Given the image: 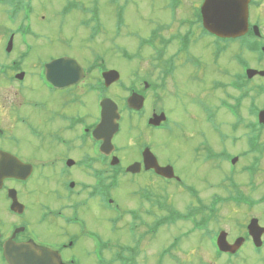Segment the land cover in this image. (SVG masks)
<instances>
[{"label":"flooded vegetation","instance_id":"1","mask_svg":"<svg viewBox=\"0 0 264 264\" xmlns=\"http://www.w3.org/2000/svg\"><path fill=\"white\" fill-rule=\"evenodd\" d=\"M35 1H0L2 22H4L0 29L4 28L2 33L3 44H5V47L0 48V53L5 51V60H0V264H10L6 255L8 248L16 250L14 252L15 262L18 260L19 264H25L23 261L27 257L25 255L21 256V252L25 253V251L19 250V256L16 254L17 249L26 246H32L36 250L43 249L52 252L51 259L56 264L147 263L143 260L157 261L158 264H163L165 259H169L175 264H188L187 255L192 256L191 259L200 260L209 257L216 261L226 260L227 264H233L236 259L242 258V250L245 247L246 264H264V208L260 210L258 217L252 214L247 221L245 218L244 228L242 226L238 232L232 231L236 236H233L230 231L227 232L228 241L231 244H234L239 238L245 239L238 252L235 255L222 253L217 247V238L224 230L213 231L212 221L204 222L206 217L202 212L203 209L213 211L215 207L213 208L211 205L217 201L219 196L215 193L212 194L210 207L203 206L205 202L202 199V191L198 190V183H188L180 178L176 167L169 162L170 160L164 163L156 156L162 167L171 166L174 169L176 178L172 180L157 176L153 170H146L144 164V151L148 148L154 154L149 139L144 136V133L156 131L169 133L172 126L176 124L175 122H178V120L171 121L169 114L164 109L158 111L156 101L163 98L161 91H167V81L170 78L174 79V72L181 65L190 69V81L197 84L202 81L204 75L201 77L203 73L201 63L190 54V51L192 50L194 55H199L193 51L197 46L192 48V45L197 44V40L204 39L213 50L214 64L218 67L219 61H221L224 66L221 72L222 78L220 81L213 83V88L220 91L219 94L222 97L217 98L216 107L201 103L200 111L203 110L204 116H196L191 104H189L191 109L185 111L192 125L189 130L193 133L190 134L188 142L195 139L194 145L188 146L190 159L199 166V169L193 175L197 178L196 181L205 182L207 185L211 184L210 188L214 189L215 181L213 177L219 169L226 171V167L235 158L246 156L247 160L252 156V161L246 163L239 171L246 172V175H248L247 185L252 184V179L256 176V173L252 174L250 172L251 167H260L262 155L264 154V124H260L258 119L259 113L264 110V0H248L247 32L238 39L221 38L210 34L204 28L201 15V5L204 0L200 7L198 6V11H193L190 14H185L187 10L184 5L187 4V0H149L151 7L154 6L152 14H159L156 9L158 3L164 4L166 12L162 15L168 17V24L156 23L153 18L154 22L149 21L147 23L150 27L147 36L143 37L136 33L139 31L128 30L125 39L134 40L137 50L147 47L150 52L155 53L154 60L158 61L161 66L158 75L161 88L157 92V86L153 84L150 89V84L145 79H139L137 85L136 82H132L129 87L125 86L121 89L129 94L125 99V107L120 109L119 131L112 140L114 145V141L123 132L125 121L128 122V129L134 130L137 128L138 136L135 139V144H138L139 149L134 160L133 158L124 160L120 155L118 156L120 150L116 144L113 153L108 156L103 152V141L97 140V136H94V131L98 128L101 118L100 103L108 97L107 92L117 85L106 87L103 73L108 70L102 61L101 55L93 51L90 52V48H88V52L94 54L93 58L90 60L85 58L84 63L76 60L84 70V75L77 82L64 87L48 82L46 65L55 59H75L73 56L60 55L57 58H51L47 63L25 62L32 50L28 45V39L36 41V45L41 40L38 39L40 34L38 35L36 31H32V21L36 17L33 6ZM103 2V0H89L88 5H86L83 0H69L60 15L67 18L69 12H78L77 27L86 33L85 37L98 41L107 47V35L110 32L106 29L107 23L104 17L99 14L100 10L109 7L114 12L113 34L118 44L124 40L119 39L125 31L124 27L127 24L125 22V11L131 3L122 1L120 4V0H105ZM162 6L160 5V7ZM164 32L171 34V37L168 36V38L167 35H164ZM12 37L13 47L8 49ZM17 41H19L21 47H18L17 44L18 52L12 57ZM175 42L179 43L178 49L175 51L177 54L174 57L171 56L165 59L167 48ZM82 45L85 47L84 44ZM116 47V52H120L121 56H130L127 46L120 44ZM179 55H187L192 66L187 65L186 62V64L179 63V66H177L175 58ZM26 65H29V68ZM234 65H237V73L230 69ZM30 66L32 70L29 72ZM156 70L154 68V71ZM224 75L226 79H223ZM27 78L36 80L39 89L59 97L56 114L51 118L64 122L65 126L62 128L60 125L61 131L55 135L56 144L61 148L67 147L69 141L65 136V132L75 134L78 148L83 154L81 158L83 162L72 157L62 156V151H57L62 153L58 155L56 151L52 154L45 150L42 143L44 131H41L37 118L31 115L32 111H40L43 104L39 100H29L26 94L23 93ZM199 85L202 86L203 83ZM12 91L14 97L10 94ZM90 94L96 98L95 108L97 109L95 117L91 118L92 121L82 115L85 98ZM132 94L143 98V107L139 111L126 109L127 99ZM55 99L57 98L55 97ZM149 102L152 105L150 109H147ZM72 107H78L79 111L74 113L70 110ZM161 114L165 115V122L160 127H153L148 124L153 117ZM219 115H222L223 118L221 130L217 126V122L214 125V120ZM144 117L145 120H142ZM199 118L202 119L198 120ZM203 122H207L209 126L213 127L212 132L218 135L215 143L210 144L204 137L200 127H198ZM141 123L144 125H141ZM224 125L226 130L223 129ZM222 130H225L224 134L221 132ZM238 133H241L246 151H243L240 155H235L232 147L238 141L236 140V134ZM23 136L38 140L39 148L47 153V157L32 161L20 154L19 148ZM255 138L257 139L255 150L259 151L258 154L250 152L251 142ZM115 157L117 161L115 160L116 164L113 165L112 160ZM133 164H139L140 171L137 174L127 173V168ZM203 166L209 169L204 172L202 170ZM47 169H54V174H59L65 178L59 186L62 191V197L60 196L59 200L62 198L63 204L53 206L54 208L45 205L40 209L41 214L32 223H28L29 210L36 209L27 203L24 195L30 194L27 189L37 180H48ZM74 169L82 171L83 173L76 172V174L87 176L88 180L69 179L70 171ZM145 175L157 178L160 180L159 182L164 183L167 187L176 185L179 188V194L187 195L188 203L184 208H181L182 210L169 205L163 208L158 206V209L155 210L156 191L152 184L142 186L143 183L139 182L137 185H132L136 187L138 192L145 194L141 198V211L135 209L127 212L121 211V215L124 218L133 219L134 224L130 227L133 236H137L139 230H142L143 237L147 238V241L150 240V242L147 245L148 247L146 241L141 244L137 241L132 246L119 243L111 245L112 241L107 239V230L104 226L105 216L108 211L120 212V210H107L114 208L111 207L110 203L112 200L111 193L122 186L123 177ZM225 179L231 180V177L226 176ZM133 183L135 184V181ZM140 183L142 184L139 185ZM165 190L160 191L163 195L158 198H162L170 204L169 192ZM22 197L25 198L24 202L21 199ZM144 203L149 205L148 209L144 210ZM262 205L264 207V203ZM85 212L92 215L91 227L87 224L89 218ZM158 213L161 215L158 216ZM114 220L116 225L118 216ZM254 220H257L260 228L263 229L258 241L261 244L259 248L255 246V238L249 231V226ZM178 222L190 225L188 232H183L181 238H175L171 243L165 245L153 243L154 235L158 230L162 227L170 230L171 226L179 225ZM113 231H116V228H113ZM194 234H201L206 238L204 242L210 254L204 251L205 248L202 244L188 249L182 247L183 240ZM172 246L175 251H171ZM147 249L151 250V254L142 256V260L139 259ZM199 249L201 253L205 254L195 255Z\"/></svg>","mask_w":264,"mask_h":264},{"label":"rangeland","instance_id":"2","mask_svg":"<svg viewBox=\"0 0 264 264\" xmlns=\"http://www.w3.org/2000/svg\"><path fill=\"white\" fill-rule=\"evenodd\" d=\"M3 1V0H0ZM69 0H36L35 4H33L36 17L34 21H32V31H36L40 36L38 39H41L39 44L36 45V41L28 39V45L31 47V52L26 59V63H47L51 60V58H57L60 55H68L73 56L75 60H78L80 63H84L85 58L92 59L94 54L88 52V48H90V52H96L102 56V61L105 63L107 70H115L118 71L121 75L120 83L115 85L107 92V96L112 99L119 107L123 106L125 101L124 99L128 96V94L121 90V86L119 84H124L129 87V84L132 82H136L138 84L139 79H145L150 84V89L153 86H157V92L160 91L161 83L158 75L161 67L158 61L154 60V52H150L147 47L141 48V50H137L135 48L134 40H126V32L128 30L139 31V35L145 37L148 35V22L155 20L156 23H167L169 22L168 17L162 15V13L166 12L164 4L158 3L156 5V9L158 13L152 14L151 4L149 0H120V4L122 1H128L131 4L125 11V22L127 23L124 27L122 37L117 44V40L113 34V25H114V12L109 8H102L99 12L100 15L104 17L106 21V29L110 32L107 35V47L98 41H93L90 38H86V33L81 31L77 27V19L78 12L71 11L68 13V17H64L60 15L62 10L67 4ZM89 0H83L86 5H88ZM105 2V0H103ZM203 0H187V4L184 5V8L187 10V13L190 14L193 11H198V6ZM103 2V3H104ZM160 5H163L160 7ZM2 8L0 7V26L2 27L4 22H2ZM154 18V20H153ZM168 24V23H167ZM4 29V28H3ZM0 29V48L5 47L3 44V33ZM84 30V29H83ZM164 35L167 37H171V34L164 32ZM168 37V38H169ZM21 47L19 41L15 42V52L12 53V57L16 55L18 52L16 46ZM84 44L85 47L82 45ZM127 46L128 51L130 53L129 57L121 56L120 52H116L117 45ZM178 42L170 45L167 49V55L165 59L168 57H174L177 53L175 52L178 49ZM197 46V47H196ZM196 47L193 51L196 54L190 51V54L197 58L201 63V68L203 69V73L201 75L202 81L199 83H203V85H199L196 82L190 81V69L184 66H179V63H183L192 66L191 60L188 59L187 55H179L176 56L175 63L177 66V70L174 72V79H169L167 81L168 87L167 91H161L163 98L159 101H156L157 110L164 109L165 112L169 114L171 121H176V124L172 126L169 133L167 132H145L144 136L149 139V142L152 146V150L160 161L169 162L176 167V171L178 176L182 178L185 182L190 183H198V190L202 191V199L205 202L203 206L209 207L210 200L212 198V194H217L220 196V201L216 204L215 210L211 211L209 209H203L202 212L205 217H209L212 219V230L217 231L219 229H223L224 231L230 233L234 236V232H238L246 221L249 219V216L252 214L255 216H259L260 210H263V205L259 203L260 198L264 196V154L262 155V161L260 163V167L252 166L250 172L256 173V176L252 179V184L247 185L248 183V175L245 173L239 172L243 168V166L252 161V156L246 160V156L244 158H239L235 167H231V165L226 167V171L219 169L216 175H214L213 179L215 181L214 189L210 188V185H207L205 182L200 183L197 178L193 175L199 166L193 163L190 159L189 147L195 143V139H190L189 128L192 127L189 116L186 114V110L189 111L191 109L190 105L193 107L194 113L196 116H204L200 109L202 107L201 103L208 104L210 107H216L218 100L217 98H221L222 96L219 94L220 91L215 90L213 88V83L216 81H220L221 72L224 68L221 61H219L218 67L214 64V55L213 50L210 47L209 43H207L204 39L197 40V44L192 45V48ZM116 52V53H115ZM118 54V55H116ZM5 51L0 53V60H5ZM186 62V63H185ZM226 65V64H225ZM29 68V65H26ZM154 68L157 70L154 71ZM230 69L234 70L235 73L238 72L237 65L230 67ZM32 70L30 66L29 72ZM137 74V76H135ZM226 79L225 75L223 79ZM222 79V80H223ZM38 83L34 79L27 78L26 87L24 88V94H26L27 98L31 101L39 100L43 105L40 111H32L31 115L35 116L39 121V127L41 131H44V137L42 143L44 144L45 150L49 153L62 154L65 157H72L75 160H81L83 154L82 151L78 148V142L76 140V136L73 133L65 132V136L69 141V145L67 147H58L56 144L55 135L61 131V127L64 128L65 123L59 120L52 119L51 117L56 114L57 103L59 101V97L56 95H51L46 93L43 89L38 88ZM135 85V86H136ZM143 85V83H142ZM14 97V92L10 93ZM55 97L57 99H55ZM151 99V95L149 96ZM18 99V98H16ZM95 97L90 94L85 98V106L82 107V115L87 119H91L95 117L97 113V109L95 108ZM124 102V103H123ZM152 102V101H151ZM149 102L147 104V109L151 108L152 103ZM74 113H77L78 107H72ZM159 114V112H158ZM147 116V115H146ZM145 116V117H146ZM145 117L142 120H145ZM202 118H199L200 120ZM93 119H91L92 121ZM133 121V120H132ZM143 122V121H139ZM219 127L221 130L223 126V118L222 115L217 116L216 120H214V125ZM124 123V121H123ZM125 125H123V132L118 136L116 141H114V145L116 144L117 148L120 150L118 152V156L120 155L124 160L132 159L137 157V150L139 149L138 144H135V139L138 136V129L134 130L128 129V122L125 121ZM141 125H144L141 123ZM198 127L203 132L204 137L208 140V142L215 143L217 139V134L212 132L213 127L209 126L207 122L201 123ZM184 128V129H183ZM223 129L226 130V126L224 125ZM225 130L221 132L224 134ZM240 137L239 142L236 145H233L232 151L236 155H240L243 151H246L245 142L241 136V133L237 134ZM193 137V136H192ZM264 142V138H263ZM20 154H23L24 157L30 160H37L41 158H46L47 153L39 148V141L34 138H27L23 136L20 144ZM251 147H257V139L255 138L251 142ZM52 148V149H48ZM57 151H62V153H58ZM82 161V160H81ZM83 162V161H82ZM225 165V164H223ZM209 168L206 166L202 167V170L206 172ZM54 169H47L48 180H37L34 184H31L27 189L29 195H24L27 199V203L34 207L36 210H29L27 215V222L32 223L38 215L41 214V210L45 205L53 207L59 206L63 204L62 198L59 200V197H62V191L60 189V184L64 181V177L59 174H54ZM76 172L83 173L82 171H77L76 169L70 171L69 179L75 178V180L79 179L82 181H87L88 177L80 174H76ZM236 173V174H235ZM235 174V175H233ZM224 175V177H223ZM212 176V175H211ZM226 176H230V182H225L224 179ZM153 179V181H151ZM135 181V184L133 183ZM157 178H153L149 175L145 176H136V177H123L122 186L116 188L112 191L111 197L112 201L115 204V208L107 209V210H120V212H111L108 211L105 216L104 226L107 230V239H110L111 245L114 243L125 244L127 246H132L137 243V241L141 244L146 241V246L150 242L147 241V238L143 237L142 230H139L137 236H133L132 230L130 227L134 224L132 218L123 217L121 215L122 212H127L128 210H138L141 211V198L143 193L138 192L136 187L132 185L142 184L148 185L152 184V187L156 191L155 198V210L158 209V205L163 202L165 205L174 206L177 208H184L188 203V198L182 194H179V188L176 185L167 187L164 183L159 182ZM210 183V182H209ZM166 189V190H165ZM240 191L239 197L246 196V199L249 198L251 201L255 202V205L251 209V203L248 201L246 204L242 203L241 206H236L233 202H227L226 198L230 196V193H233V198H239L234 192L235 190ZM161 190H165L169 192L170 199L168 204L166 200L162 198H158L162 196L163 193ZM244 198V197H243ZM22 201L25 200L24 197L21 198ZM245 200V199H244ZM243 200V201H244ZM242 201V202H243ZM24 202V201H23ZM248 205V207H246ZM54 208V207H53ZM117 208V209H116ZM149 205L144 203V210L148 209ZM182 210V209H181ZM246 210H251L247 212ZM211 211V212H210ZM217 211V213H216ZM212 215H211V214ZM216 213V215H214ZM88 216L89 220H87V224L91 227L92 224V215L89 212H85ZM160 216L161 214H157ZM156 215V216H157ZM118 216V220L115 225L114 218ZM157 216V217H158ZM130 217V215H129ZM50 221V220H49ZM47 221V222H49ZM176 226H171L170 230L166 228H161L154 235L153 243L158 245H165L169 242L171 243L175 238H178L182 235L183 232H188L190 225L178 222ZM116 226V227H115ZM113 228H116V231H113ZM180 228V230H179ZM130 229V230H129ZM231 235V237H232ZM236 236V235H235ZM181 238V237H180ZM206 238L201 234H194L192 236L186 237L182 242L183 248H191L193 246L203 245L205 248L204 251L210 254L208 247L205 246ZM148 247V246H147ZM171 251H175V248L172 246ZM109 254H111L109 252ZM141 254V253H140ZM151 254V250L147 249L146 252L141 254L139 259L142 260V256ZM200 249L195 255H202ZM205 254V253H204ZM203 254V255H204ZM243 256L242 258L236 259L233 264H246V247L242 250ZM192 256L187 255L186 259L188 264H227L226 260L216 261L213 258H202L197 260L196 258H192ZM207 257V256H206ZM151 258V257H150ZM143 262H147L145 264H158L156 262H149L147 260H143ZM163 264H175L169 259H165Z\"/></svg>","mask_w":264,"mask_h":264},{"label":"water","instance_id":"3","mask_svg":"<svg viewBox=\"0 0 264 264\" xmlns=\"http://www.w3.org/2000/svg\"><path fill=\"white\" fill-rule=\"evenodd\" d=\"M202 15L204 27L210 33L219 36L221 38H238L243 36L247 31V18H248V0H206L202 6ZM10 43L9 46H11ZM47 78L56 86H68L77 82L83 76V69L81 66L72 59H59L56 60L46 67ZM106 85L118 82L120 75L116 71H109L104 75ZM130 108L142 109L143 100L136 95H133L128 100ZM103 106V119L101 125L96 129L95 135L104 141L102 146L103 152L110 155L114 150L112 145V139L118 132L120 116L117 111V106L111 100L107 99L102 103ZM260 122L264 124V112L260 114ZM164 121V116L155 117L150 123L154 125H160ZM146 169H154L155 172L165 178H174V171L171 167H160L156 158L150 151L144 153ZM233 163H236L234 160ZM128 172L138 173L139 165L135 164L128 168ZM251 235L255 238V244L260 247L258 243L260 240L261 232L263 229L260 228L258 221L254 220L249 226ZM244 239H238L234 245H230L227 242V235L222 233L218 239L219 249L223 252L236 253L237 250L242 246ZM19 250L21 256H26L27 259L23 261L25 264H56L51 259L52 252L47 250H36L32 246L21 247L17 249V256H19ZM15 249L8 248L6 255L9 259L10 264H19L14 261ZM56 257V255H55Z\"/></svg>","mask_w":264,"mask_h":264},{"label":"trees","instance_id":"4","mask_svg":"<svg viewBox=\"0 0 264 264\" xmlns=\"http://www.w3.org/2000/svg\"><path fill=\"white\" fill-rule=\"evenodd\" d=\"M256 150H253V152H255ZM244 199L243 198H237V204H241V203H243L242 201H243Z\"/></svg>","mask_w":264,"mask_h":264}]
</instances>
